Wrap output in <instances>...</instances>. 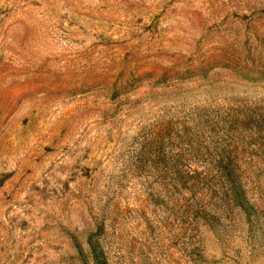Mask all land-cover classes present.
Here are the masks:
<instances>
[{
  "label": "rangeland",
  "instance_id": "obj_1",
  "mask_svg": "<svg viewBox=\"0 0 264 264\" xmlns=\"http://www.w3.org/2000/svg\"><path fill=\"white\" fill-rule=\"evenodd\" d=\"M0 264H264V0H0Z\"/></svg>",
  "mask_w": 264,
  "mask_h": 264
}]
</instances>
